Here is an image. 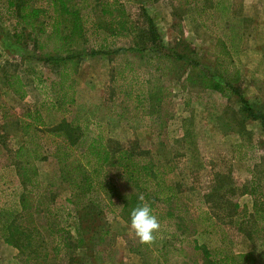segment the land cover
I'll list each match as a JSON object with an SVG mask.
<instances>
[{"label": "rangeland", "instance_id": "1", "mask_svg": "<svg viewBox=\"0 0 264 264\" xmlns=\"http://www.w3.org/2000/svg\"><path fill=\"white\" fill-rule=\"evenodd\" d=\"M103 1L114 0L81 2L87 32L71 44L74 52L94 45L128 48L135 42L150 47L152 23L163 39L161 58L150 61L155 56L150 51L82 58L68 68L65 99L74 98L75 104L67 105L70 111L65 112L57 107L48 110L64 94L63 66L48 67L38 59L60 46L58 36L51 33V20L44 23L40 17L17 26L7 0H0V264H205L190 241L177 243L168 235L177 230L167 223L160 224L152 243L141 244L104 190L73 197L72 187L61 182L53 155L46 160L17 157L21 146L27 147L26 152L36 149L25 144L21 121L30 120L28 114L41 107L47 126L75 119L88 134L106 139L115 153L132 147L137 152L148 149L159 159L177 158L178 168L171 177L189 206L185 214L197 223L198 242L210 250L224 247L232 253H253L252 264H264V218L255 216L254 197L241 193L255 182L264 194V123L249 116L240 95L191 84L186 79L192 74L189 65L163 57L166 52H182L209 73L218 58L224 59L238 78L235 86L241 95L256 114H264V0H115L129 36L112 34L111 16L101 13ZM39 4L48 7L46 1ZM60 20L63 27V17ZM21 32L17 41L15 34ZM10 79L12 87L7 84ZM158 84L166 87L164 94L156 93ZM148 90L154 96L146 95ZM108 94L113 95L105 100ZM137 96L145 100L143 105L138 106ZM187 128L192 136L185 139ZM47 148L55 149L54 144ZM116 173L111 165V180L122 190L126 184ZM214 180L223 184L221 194L227 192L225 196L239 207L232 213L233 205L227 202L210 207L212 226L207 214L212 201H205L203 194L211 191ZM230 189H236L234 195ZM25 195L30 204L23 212ZM91 199L101 202L98 214ZM60 227L78 246L73 258L65 257V248L58 244ZM9 239L22 243L23 249ZM131 246L141 247L144 256L131 252Z\"/></svg>", "mask_w": 264, "mask_h": 264}, {"label": "trees", "instance_id": "2", "mask_svg": "<svg viewBox=\"0 0 264 264\" xmlns=\"http://www.w3.org/2000/svg\"><path fill=\"white\" fill-rule=\"evenodd\" d=\"M44 1L47 2L48 7L44 6ZM9 12L14 18L17 19V26H22L27 23H31L32 19L43 18L51 20L49 25L52 27V34L58 36L60 46L55 48L54 53H48L46 56H39L38 59L46 66H63L61 72V84L60 90L64 93L63 96L57 98L51 102L50 108L57 107L58 109H64L65 112H69L70 108L75 104V99L70 98L69 102H66V94L64 92L65 81L70 77L68 68L75 62L81 61L82 58L87 56L97 55H112L120 52L128 51H150L154 53L153 58H149L150 61L156 58H161L159 53L160 49L164 48L163 39L157 32L155 26L151 23L152 29V45L150 47L134 44L131 47H118L111 48L104 45H94L93 48L82 47L80 52L73 51L71 44L78 42V38L85 36L87 29L83 20L82 10L80 7L81 2L84 0H7ZM101 13L103 17L111 16L110 24L113 35L129 36V29L126 28V22L122 20L124 13L122 9L117 5V2L103 1L101 3ZM63 17V27H61L60 18ZM97 29L101 28V24H97ZM41 30L45 31L44 28ZM15 34L18 38L17 41H21V35ZM227 47H223V51H226ZM229 52H227L228 54ZM164 58H175L180 62H184L192 69V74L187 76V81L191 84H202L204 88L211 90H218L226 95L229 91H233L235 94L240 95V100L243 103V108L248 112L252 119H260L264 123V114L254 112L252 106L248 103V100L241 95V91L235 86V81L238 79L229 71V65L224 62V59L218 58L217 66L212 73H209L202 69L201 64L195 59H188L182 52H166L163 55ZM156 72H159L161 68H156ZM162 71V70H161ZM132 80H137L136 76H131ZM17 83L21 86L22 79L17 77ZM9 86H13L14 82L8 81ZM166 87L156 85L155 90L158 95L164 94ZM18 93V92H15ZM155 93V92H154ZM27 92L21 95L22 98L26 96ZM145 94V93H144ZM113 94H108L105 100H108ZM146 95H153L151 90L146 91ZM170 96L171 94L168 93ZM131 97V95H130ZM138 106L144 104L145 100L137 96ZM146 99V98H145ZM160 100V99H159ZM68 105V106H67ZM67 108V109H66ZM44 108L28 114L30 120L21 121V130L26 137L25 144L32 145L30 152H26L27 147L21 146L17 151V157L29 155L35 160H46L53 155L59 166V176L62 183L68 184L72 187L73 197H90L91 194L96 192V189L104 190L105 196L111 201L112 204L117 205L119 211L122 213L123 218L130 224V212L131 210L140 205L141 203L150 204L154 214L157 216L160 224L167 223L168 227H174L177 231L168 234L170 237H176L178 242H189L196 252L202 254V258L205 264H243L247 262L252 264L255 260L253 253H232L228 249L222 247L216 249H206L202 246L196 235L198 233V226L194 218L188 217L185 212L189 210L188 204H186L181 198L182 189L176 180L171 176L177 170V158L164 156L162 158H156L154 154L148 149L137 152L132 147H124L115 153L110 146L107 145L106 139L101 135L94 134L93 132H86L83 130V126L79 122L74 120L64 119L55 126H47L43 117ZM168 121H163L167 123ZM192 130L190 128L185 129L184 138L186 139L191 135ZM54 144L55 149L51 151V148H47L48 145ZM40 147V150L37 147ZM32 151V152H31ZM175 157V156H173ZM111 165L116 166V176L120 182L126 184L124 189L117 187L114 180H111L113 176L110 175ZM28 169L26 165H22V176L24 181L27 179ZM114 177V179H115ZM116 180V179H115ZM223 184L213 181V185L210 192L203 194L205 201L211 202L209 205L208 220L210 225H214L213 217L214 213L210 210V207L219 208V204L222 206L224 202L233 205L230 208L232 213L239 207L238 203H232V199L229 196L227 199L225 194H221ZM230 195H234L236 189L228 190ZM243 194H251L254 197V213L256 218H264V197L260 190V186L252 182L249 186H244L241 191ZM143 197V201L139 198ZM229 199V200H228ZM91 208L96 209L98 214V208L101 202L95 199H91ZM77 203V202H75ZM30 202L25 195L22 201V209L25 212ZM214 205V206H213ZM223 208V207H222ZM213 215V216H212ZM212 216V217H210ZM14 226V223L10 226ZM18 231L20 227L16 226ZM22 233V232H21ZM59 245L61 244L65 250V257L73 258L77 251L76 245H74L68 238L71 236L69 231H65L64 227L58 229ZM12 244H15L18 248L23 249V244L14 240H10ZM144 247V246H143ZM59 252V249H56ZM130 251L144 256L141 251V247L131 246ZM29 257L27 256V260ZM254 263V262H253Z\"/></svg>", "mask_w": 264, "mask_h": 264}, {"label": "clouds", "instance_id": "3", "mask_svg": "<svg viewBox=\"0 0 264 264\" xmlns=\"http://www.w3.org/2000/svg\"><path fill=\"white\" fill-rule=\"evenodd\" d=\"M143 201V197L139 198ZM130 228L141 244H150L161 225L150 204L141 203L130 212Z\"/></svg>", "mask_w": 264, "mask_h": 264}]
</instances>
